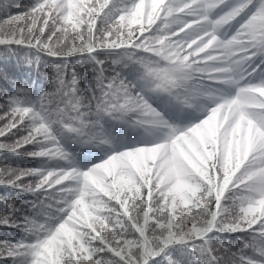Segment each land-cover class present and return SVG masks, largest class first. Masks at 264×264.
I'll return each instance as SVG.
<instances>
[{"label": "snow or ice", "instance_id": "snow-or-ice-1", "mask_svg": "<svg viewBox=\"0 0 264 264\" xmlns=\"http://www.w3.org/2000/svg\"><path fill=\"white\" fill-rule=\"evenodd\" d=\"M16 8L48 84L0 72V260L264 264V0Z\"/></svg>", "mask_w": 264, "mask_h": 264}, {"label": "trees", "instance_id": "trees-1", "mask_svg": "<svg viewBox=\"0 0 264 264\" xmlns=\"http://www.w3.org/2000/svg\"><path fill=\"white\" fill-rule=\"evenodd\" d=\"M31 2V0H0V20H2L8 13L15 14L21 9H17L16 5H27ZM3 5H9L10 7L5 10ZM21 56L23 53L20 54ZM7 70L10 74H15V76L19 79H28L29 77L33 80H38V82L45 84L47 86V71L44 68H41L40 72L35 70L27 69V66L18 64L16 55L9 53L7 56H4L2 52H0V72ZM7 81L0 79V90L5 89L7 86ZM7 160L9 163L26 166L30 165L32 162L28 160H23L19 158H12V157H4L0 154V162ZM4 192L0 189V195H3ZM17 232L12 229L7 228H0V239H7V238H16ZM0 264H5L4 260H0ZM10 264V261L8 262Z\"/></svg>", "mask_w": 264, "mask_h": 264}]
</instances>
